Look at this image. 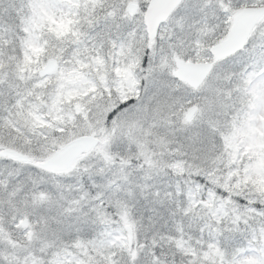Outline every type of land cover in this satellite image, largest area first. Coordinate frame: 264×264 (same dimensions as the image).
<instances>
[{
	"label": "snow or ice",
	"instance_id": "obj_1",
	"mask_svg": "<svg viewBox=\"0 0 264 264\" xmlns=\"http://www.w3.org/2000/svg\"><path fill=\"white\" fill-rule=\"evenodd\" d=\"M0 264H264V0H0Z\"/></svg>",
	"mask_w": 264,
	"mask_h": 264
}]
</instances>
